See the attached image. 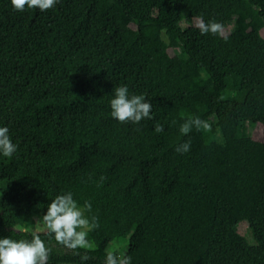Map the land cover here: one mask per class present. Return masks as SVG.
<instances>
[{"label": "trees", "instance_id": "16d2710c", "mask_svg": "<svg viewBox=\"0 0 264 264\" xmlns=\"http://www.w3.org/2000/svg\"><path fill=\"white\" fill-rule=\"evenodd\" d=\"M262 29L264 0H0V127L17 146L0 154V238L30 239L70 191L91 202L95 247L41 233L48 264H104L114 244L131 264H264V140L247 127L264 131ZM117 86L153 118L113 119ZM195 116L211 130L182 135Z\"/></svg>", "mask_w": 264, "mask_h": 264}, {"label": "clouds", "instance_id": "9594fccd", "mask_svg": "<svg viewBox=\"0 0 264 264\" xmlns=\"http://www.w3.org/2000/svg\"><path fill=\"white\" fill-rule=\"evenodd\" d=\"M58 0H10L14 10L23 11L37 8L47 11L54 7ZM195 27L201 34L219 35L223 25L215 21L205 22L202 16L194 18ZM110 115L120 123L139 124L144 119H152V105L146 102L143 95H129L127 86L113 89V98L109 101ZM193 128L197 131H210L208 120L199 116L188 117L180 125L182 135L189 134ZM163 131V125L157 124L155 132ZM190 149V142L177 145L176 152L184 154ZM17 151L7 127H0V154L10 158ZM103 180V177H101ZM91 202L81 205L74 199L72 192L56 195L46 208L38 223L41 227L30 239L15 240L9 237L0 238V264H48L50 249L41 239V233L54 238L55 242L69 250L93 249L94 242L89 240V233L99 227L98 218L91 213ZM104 264H131V257L119 248H110L105 252Z\"/></svg>", "mask_w": 264, "mask_h": 264}, {"label": "rangeland", "instance_id": "374dc122", "mask_svg": "<svg viewBox=\"0 0 264 264\" xmlns=\"http://www.w3.org/2000/svg\"><path fill=\"white\" fill-rule=\"evenodd\" d=\"M261 37L264 39V29L261 31ZM248 131L251 134V136L258 140V141H263L264 140V131L263 127L261 125H248ZM1 212V211H0ZM41 227L39 223H37L36 229L38 230ZM239 233L245 238L246 242L249 244H253L252 242V237L250 232L247 229V225L241 224L239 227ZM113 249L119 248L121 250H125L126 246L124 244H114Z\"/></svg>", "mask_w": 264, "mask_h": 264}]
</instances>
